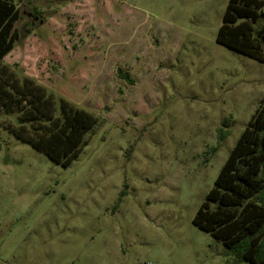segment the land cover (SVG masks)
Wrapping results in <instances>:
<instances>
[{
	"label": "rangeland",
	"instance_id": "1",
	"mask_svg": "<svg viewBox=\"0 0 264 264\" xmlns=\"http://www.w3.org/2000/svg\"><path fill=\"white\" fill-rule=\"evenodd\" d=\"M17 2L0 264H233L193 221L264 97V62L216 40L229 0ZM25 77L98 117L66 167L9 129Z\"/></svg>",
	"mask_w": 264,
	"mask_h": 264
},
{
	"label": "trees",
	"instance_id": "2",
	"mask_svg": "<svg viewBox=\"0 0 264 264\" xmlns=\"http://www.w3.org/2000/svg\"><path fill=\"white\" fill-rule=\"evenodd\" d=\"M20 18L17 0H0V60L21 39L16 27ZM216 40L264 62V0H229ZM121 77L127 78L125 73ZM9 85L5 94L16 95L19 113L17 126L9 127L13 135L53 161L70 165L98 117L32 78L13 79ZM193 221L228 248L233 264H264V97Z\"/></svg>",
	"mask_w": 264,
	"mask_h": 264
}]
</instances>
